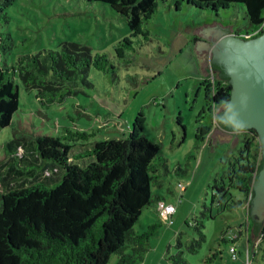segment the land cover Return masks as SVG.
I'll use <instances>...</instances> for the list:
<instances>
[{"label": "rangeland", "instance_id": "1", "mask_svg": "<svg viewBox=\"0 0 264 264\" xmlns=\"http://www.w3.org/2000/svg\"><path fill=\"white\" fill-rule=\"evenodd\" d=\"M176 1L157 0L154 11L133 31L126 16L101 2L0 0V31L12 37L8 64L22 54L59 50L63 42H76L94 53H105L118 77L115 80L111 73L92 67V87H81L79 93L62 101L43 104L36 91L25 89L16 73L19 107L11 124L0 131V191L39 181L53 185L61 179L62 169L55 164L46 166L47 161L38 156L37 136L62 137L78 130L94 133L87 141L72 142L73 155H79L96 141L141 132L160 144L159 154L168 159L171 170L153 186L154 199L160 196L175 202L179 182L186 183L187 193L171 223L158 216L157 201L142 211L134 230L140 233L150 225L158 227L140 264H169L168 256L179 250L178 238L190 264H233L229 243L222 235L228 231L224 237L230 239V229L244 218L245 211L240 207L218 211L212 193L216 183L228 181L229 163L249 136L245 130H225L216 120L226 105H211L214 79L219 75L211 68L210 55L222 38L236 36L248 23L241 5L212 11L198 9L186 0ZM215 25L229 27V31L219 35L209 50L201 51L195 45L200 31ZM15 138L25 141L13 151L7 143ZM259 141L260 137L254 140V147ZM70 160L84 166L90 158L72 156ZM230 193L237 200L245 197L236 189ZM211 211L213 218L209 217ZM199 224L205 238L191 252L187 247L198 240L194 226ZM235 245L242 251V241ZM215 252L218 257L207 261ZM118 261L119 254L114 253L108 264Z\"/></svg>", "mask_w": 264, "mask_h": 264}, {"label": "trees", "instance_id": "2", "mask_svg": "<svg viewBox=\"0 0 264 264\" xmlns=\"http://www.w3.org/2000/svg\"><path fill=\"white\" fill-rule=\"evenodd\" d=\"M87 1L107 4L126 16L133 31L148 18L157 3V0ZM186 1L198 9L212 11L241 5L248 27L235 34L254 38L264 31V0ZM11 47V35L0 31V131L11 124L19 107L16 73L25 89L36 91L37 99L43 104L62 101L79 93L81 87H92L89 80L92 67L111 73L115 80L118 78L116 66L108 56L94 53L85 44L63 42L59 50L22 54L8 64ZM211 68L220 75L214 79L211 105H226L232 90L230 77L217 61L211 63ZM92 134L78 130L62 137L37 136L38 156L47 161L46 166L58 165L62 177L53 185L50 184L54 182L39 181L0 191V264H108L114 253L119 254L118 264L142 263L158 224L140 233L134 230V225L146 207L154 201L166 200L160 196L154 199L152 188L171 173L168 159L159 154L160 144L141 132L96 141L86 152L73 155L72 142L87 141ZM245 135L249 139H244L239 155L229 163L228 181L222 179L221 185L213 186L212 200L216 201L218 211L242 208L246 197L255 194L253 184L263 167L262 148L260 141L254 147V140H259L254 128L245 130ZM23 141L11 139L7 146L14 151ZM72 156L90 160L80 166L70 160ZM231 189L245 194L243 200L235 199ZM209 217H214L212 211ZM194 228L199 238L187 247L191 252H196L205 238L200 224ZM177 247L178 252L167 258L169 264H190L183 256L179 238ZM213 257L217 258L218 254L213 253L207 261Z\"/></svg>", "mask_w": 264, "mask_h": 264}, {"label": "water", "instance_id": "3", "mask_svg": "<svg viewBox=\"0 0 264 264\" xmlns=\"http://www.w3.org/2000/svg\"><path fill=\"white\" fill-rule=\"evenodd\" d=\"M227 31L229 27L219 25L203 28L195 45L201 51L209 50L218 36ZM248 35L222 38L211 53L210 61L224 67L232 84L230 99L226 108L216 115L217 122L225 130L254 128L262 143L263 167L255 179V194L251 200L254 238L264 222V31L258 37Z\"/></svg>", "mask_w": 264, "mask_h": 264}, {"label": "built area", "instance_id": "4", "mask_svg": "<svg viewBox=\"0 0 264 264\" xmlns=\"http://www.w3.org/2000/svg\"><path fill=\"white\" fill-rule=\"evenodd\" d=\"M251 35H248L247 37H250ZM186 183L179 182L178 183V195L175 198V202H169L167 200H160L157 201V213L161 220H163L166 223L172 222V216L177 212L178 205L183 202V197L186 194ZM251 200H252V194L250 193L246 197V201L243 204V210L245 211V216L243 219L239 221V223L235 224L234 227L230 229V239H227L224 237L225 233L222 235V239L228 240L231 242L229 245V252L231 254V258L233 260H236L238 258V252L236 250V241L241 236L244 235L248 238V234H250V228L252 226L251 218H250V208H251ZM259 237L254 242V248L253 252L254 254L257 252L256 248H260L264 245V226L259 231ZM244 264H254V259L252 258L250 254V250L247 248L246 250V259Z\"/></svg>", "mask_w": 264, "mask_h": 264}, {"label": "crops", "instance_id": "5", "mask_svg": "<svg viewBox=\"0 0 264 264\" xmlns=\"http://www.w3.org/2000/svg\"><path fill=\"white\" fill-rule=\"evenodd\" d=\"M219 107H221V106H219ZM186 193H187V191H186ZM241 209H243V208H241ZM250 218H251V214H250ZM251 220H252V222L254 224V220L252 218H251ZM239 221H237V222L239 223ZM253 224H252V226L250 228V234H248V238L245 237L244 235H241L237 239L236 243L242 241L244 247L242 248V251H240L239 248H238L239 250H237V248H236V250L238 252V258L235 260V262L233 264H239V263L240 264H244L245 259H246V250H247V248L250 250V254H251L252 258L254 259V264H264V245L262 247H260V248H256L257 252L255 254L253 252L254 242L259 237L260 234H258V233L262 229V227L264 226L263 225L264 222L261 225L259 231L257 232V234L255 235L254 238H253V232H254ZM215 253H217V252H215ZM230 257H231V254H230Z\"/></svg>", "mask_w": 264, "mask_h": 264}, {"label": "flooded vegetation", "instance_id": "6", "mask_svg": "<svg viewBox=\"0 0 264 264\" xmlns=\"http://www.w3.org/2000/svg\"><path fill=\"white\" fill-rule=\"evenodd\" d=\"M219 63V62H218ZM226 73V72H225ZM227 74V73H226ZM264 214V213H263ZM263 219H264V217H263Z\"/></svg>", "mask_w": 264, "mask_h": 264}]
</instances>
